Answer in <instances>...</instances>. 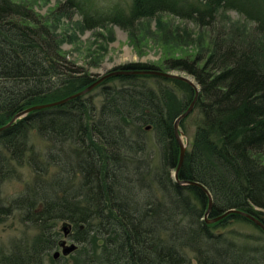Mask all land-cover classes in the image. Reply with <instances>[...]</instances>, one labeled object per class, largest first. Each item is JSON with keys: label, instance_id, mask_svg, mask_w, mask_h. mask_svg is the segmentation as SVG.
<instances>
[{"label": "trees", "instance_id": "trees-1", "mask_svg": "<svg viewBox=\"0 0 264 264\" xmlns=\"http://www.w3.org/2000/svg\"><path fill=\"white\" fill-rule=\"evenodd\" d=\"M33 1L0 0V125L96 77L66 57L63 36L53 29L55 8L40 13ZM86 2L63 0L67 9H80L81 28L111 31L107 24L128 28L138 20L142 29L133 37L149 33L161 45L162 65L129 61L111 69L192 76L193 131L175 179L172 122L194 89L151 73L112 74L84 94L15 118L0 129V183L22 160L31 177L9 203L0 197V220L13 209L38 232L28 246H0V264H43L57 241V220L69 225L82 264H264L258 225L237 212L205 221V191L177 182L195 180L208 190V218L234 208L264 225V0H130L127 11L114 5L110 13ZM163 13L209 26L208 39L175 30L172 36ZM178 126L183 133L182 118ZM32 134L43 147L32 148ZM237 220L255 231L231 226Z\"/></svg>", "mask_w": 264, "mask_h": 264}, {"label": "rangeland", "instance_id": "rangeland-1", "mask_svg": "<svg viewBox=\"0 0 264 264\" xmlns=\"http://www.w3.org/2000/svg\"><path fill=\"white\" fill-rule=\"evenodd\" d=\"M129 3L130 0H87L86 2L92 11L95 10L96 12L102 13H110L114 5L127 11ZM33 7L40 13H49L53 7L55 8L58 15L52 18L53 23H55V28L53 29L63 36L60 46L66 52V57L86 67L89 71L94 73L96 77L105 71L111 70L113 66L129 61H141L162 65V48L156 38L150 36L149 33L144 39L141 37L138 39L135 36L133 37L135 33H139L140 29H142V27L139 28L140 24L138 20L132 22L128 28L122 27L117 22L107 24L111 31H108V28L105 26L81 28L76 24L79 22L81 14L80 9H67L63 6V0H34ZM227 14L233 19L243 20L241 16L233 10H229ZM162 16L164 20L168 21L170 26L166 27L168 33H173L172 36L174 37H176L174 30L177 31L178 34L189 33L190 35H199L200 39L204 38L207 40L209 37L210 27L207 25H197L189 18L175 14L163 13ZM144 20L145 19H142V21ZM148 24L150 29H155V20L149 19ZM165 70L176 73H186L174 69ZM189 76L192 77L190 74ZM193 118V113H188L182 117L184 129L182 138L186 139V141H188L193 131ZM148 134H151L150 131ZM30 143L33 145L32 148L35 146L40 148L44 145V142L34 134L30 137ZM29 152L30 151H28V153ZM14 167L15 170L6 175L0 183V197L4 203H9L13 197L19 195L23 189L24 183L28 182L31 177L30 167L25 160H22L21 163H15ZM63 224L65 223L62 222V220H57L54 225L55 237L57 240L65 237L62 233ZM231 226L244 232L255 231L253 224L244 220H237L231 223ZM36 232H38L37 228L29 226L28 223L24 222L18 215V212L12 209L9 214L0 220V246L11 250L14 249L15 245L19 244L28 246L32 242L34 236L36 237ZM68 237L71 238L69 234L65 237L67 243L74 241L68 239ZM76 244L78 246V243ZM55 249H59L56 244L49 253L44 256L43 264H82V258L75 261V257L77 256V253L74 251L75 248L65 254L59 253L58 256L53 257ZM86 253L90 255V249L88 250L87 248ZM84 258H86L85 254ZM84 263L86 264V262Z\"/></svg>", "mask_w": 264, "mask_h": 264}, {"label": "water", "instance_id": "water-1", "mask_svg": "<svg viewBox=\"0 0 264 264\" xmlns=\"http://www.w3.org/2000/svg\"><path fill=\"white\" fill-rule=\"evenodd\" d=\"M117 73H151V74H157V75H162V76H167V77H175V78H179L183 81H186L187 83H189L193 89H194V93L193 96L191 98V100L189 101L187 107L179 112L175 118L173 119L172 122V129H173V135L178 143L179 146V153H178V158H177V162L175 165V168L173 170V176L176 179V173L178 170V167L182 161L183 158V154H184V150H185V146H186V139L182 138V131L179 129L178 126V122L179 120L185 116L188 111L191 109L194 100L196 98V94H197V84L194 82L193 78L189 76L188 73H176V72H172V71H167V70H162V69H157V68H141V69H135V68H114L108 71H105L101 74H99L95 79H93L91 82H89L88 84H86L85 86H83L81 89H78L77 91H74L72 93H69L68 95H65L61 98L58 99H54L51 101H46V102H41V103H35V104H31L28 105L27 107L16 111L10 118L8 121H6L4 124L0 125V129L9 125L15 118L20 117L22 115H24L27 111L35 109V108H42V107H46V106H51L54 104H58V103H62L64 101H66L69 98H72L74 96H78L81 95L87 91H89L92 87H94L97 83H99L103 78L112 75V74H117ZM177 182L179 183H194L198 186H200L205 193L208 196V201H207V207L205 208V210L203 211V218L205 221H214L218 218H220L222 215L228 213V212H237L239 214H241L242 216L250 219L254 224L258 225L263 231H264V225L261 222V220L259 218H257L255 215L244 211V210H240V209H234V208H227L226 210H224L223 212L213 216V217H207L209 208H210V204H211V199H210V195L208 190L199 182L195 181V180H190V179H177ZM62 233L63 236H65L68 232V228L69 225L67 224H63L62 225ZM58 244L60 245L59 249H55L53 252V257L58 256L59 253L61 254H65L71 250H73L76 247V243L74 241H70L69 243L66 242L65 237H62L59 239Z\"/></svg>", "mask_w": 264, "mask_h": 264}, {"label": "flooded vegetation", "instance_id": "flooded-vegetation-1", "mask_svg": "<svg viewBox=\"0 0 264 264\" xmlns=\"http://www.w3.org/2000/svg\"><path fill=\"white\" fill-rule=\"evenodd\" d=\"M67 235H68V234H66L65 237H66ZM68 239H71V238L68 237ZM65 240H66V239H65ZM58 242H59V239L56 241L55 244L60 248V245L58 244Z\"/></svg>", "mask_w": 264, "mask_h": 264}, {"label": "bare ground", "instance_id": "bare-ground-1", "mask_svg": "<svg viewBox=\"0 0 264 264\" xmlns=\"http://www.w3.org/2000/svg\"><path fill=\"white\" fill-rule=\"evenodd\" d=\"M197 87H198V86H197ZM87 92H88V91H87ZM85 93H86V92H85ZM83 94H84V93H83ZM192 106H193V105H192ZM191 109H192V107H191ZM191 109L188 111V113L191 111ZM188 113H187V114H188ZM184 157H185V156H184ZM55 257H56V256H55Z\"/></svg>", "mask_w": 264, "mask_h": 264}]
</instances>
